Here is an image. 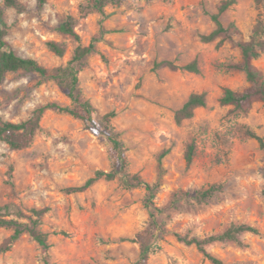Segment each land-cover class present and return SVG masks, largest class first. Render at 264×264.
Returning a JSON list of instances; mask_svg holds the SVG:
<instances>
[{
  "label": "rangeland",
  "instance_id": "rangeland-1",
  "mask_svg": "<svg viewBox=\"0 0 264 264\" xmlns=\"http://www.w3.org/2000/svg\"><path fill=\"white\" fill-rule=\"evenodd\" d=\"M26 10H7L8 40L22 56L48 68L65 66L78 41L56 29L69 16L84 45L97 52L79 70L83 99L95 116L123 141L126 172L161 185L154 201L165 208L147 264H212L176 233L206 237L234 223L255 226L235 241H216L208 250L227 263L264 264V149L247 129L264 137V102L248 110L222 105L225 87L241 90L250 82L241 49L231 40L203 42L200 35L216 27L211 15L222 0H107L103 12L90 0H21ZM264 5L237 0L221 19L236 21L250 38ZM64 43L59 56L48 42ZM198 60L199 72L162 67L172 60L185 65ZM264 73V54L254 60ZM205 92L207 104L178 123L176 111L190 94ZM48 102L72 105L65 86L38 72H8L0 84V118L20 121ZM196 144L193 162L187 147ZM109 139L92 132L79 118L49 109L33 143L12 149L0 140V203H14L26 213L46 208L41 229L49 233V264H135L140 245L132 240L148 225L150 212L143 185L128 187L123 174L101 179L84 191H69L95 170L118 167ZM217 184L204 201L196 190ZM12 229L0 227V243ZM42 246L24 233L0 264H46Z\"/></svg>",
  "mask_w": 264,
  "mask_h": 264
},
{
  "label": "trees",
  "instance_id": "trees-1",
  "mask_svg": "<svg viewBox=\"0 0 264 264\" xmlns=\"http://www.w3.org/2000/svg\"><path fill=\"white\" fill-rule=\"evenodd\" d=\"M39 9H42L47 0H36ZM107 0H90L91 6L103 12V6ZM172 1V0H169ZM237 0H222L219 4L217 12L211 15L216 27L209 33L200 35L203 42H218V46L223 45L227 40L235 42L241 49L242 61L234 64L235 67L244 70L250 85L235 90L231 87H225L224 93L220 98L222 105H232L239 110H248L255 101L264 102V73L254 63V60L264 54V15H260L257 23L252 30L249 39L243 36L242 30L236 21L228 24L222 22V15L231 9ZM258 6L264 5V0H255ZM15 9L17 12L26 10L25 4L21 0H0V84L5 79L8 72L24 70L27 72H38L44 77L55 79L58 83L65 86L67 95L72 100V105H64L59 102H48L44 105L36 107L30 116L20 121L0 118V140L6 142L12 149H24L29 147L40 128L43 115L49 109L71 114L81 119L86 126L94 133L106 136L110 143V152L116 160L118 167L106 170L98 168L93 176L88 178L84 184L80 186L69 187L72 192L84 191L101 179L112 180L117 178L119 173L123 174V183L128 187L143 185L147 191L145 204L150 212L148 225L139 231L132 239L139 243L140 254L135 264H147L152 254V243L156 238L157 231L165 230L160 223L158 215L165 208L157 206L154 201L156 191L161 185L158 180L151 183L143 180L138 174H130L126 172V152L123 141L117 134L112 132L107 126L100 124L95 116L96 108L87 99H83L79 87V70L84 60L91 54L97 52L95 41H91L88 45H84L81 36L75 29V19L69 16L65 21L57 25L56 29L62 33L74 37L78 41L72 58L65 66L48 68L40 64L35 58L20 55L11 42L8 40L9 24L7 21V10ZM51 51L59 56L66 53L67 47L64 43L56 40L48 42ZM169 67L171 69H185L192 72H199L198 60L195 59L185 65H177L172 60H162L155 63L154 68ZM207 104V94L205 92H194L190 94L184 104L176 111L175 118L178 123L184 119L194 115L197 107ZM246 133L255 138L259 146L264 149V137L258 135L254 130L247 129ZM196 154V144L191 142L186 151L187 164L190 165ZM219 189L217 184H211L205 189L196 190V197L199 201L214 196ZM31 214L26 213L20 206L14 203H0V227L12 229V233L0 243V253L9 251L22 237L24 233H29L41 246L46 255L45 263L49 264L47 256L51 248L49 241V233L41 229L42 219L47 212L46 208H33ZM245 232H258V229L246 223H234L226 230L218 234H212L206 237L188 236L176 233L179 240L188 245H195L204 256L211 261L212 264H242L239 262L227 263L219 256L208 250L207 246L216 241H235L243 243L240 236Z\"/></svg>",
  "mask_w": 264,
  "mask_h": 264
}]
</instances>
